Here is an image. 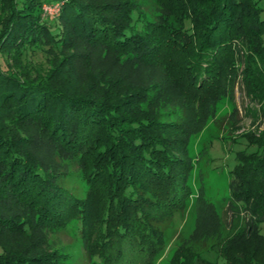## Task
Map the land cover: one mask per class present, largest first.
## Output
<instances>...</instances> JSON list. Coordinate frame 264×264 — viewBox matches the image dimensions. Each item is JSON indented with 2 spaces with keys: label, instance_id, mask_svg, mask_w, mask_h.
Listing matches in <instances>:
<instances>
[{
  "label": "trees",
  "instance_id": "1",
  "mask_svg": "<svg viewBox=\"0 0 264 264\" xmlns=\"http://www.w3.org/2000/svg\"><path fill=\"white\" fill-rule=\"evenodd\" d=\"M150 1L0 0V264H68L46 235L70 225L88 264H153L190 195L192 136L237 82L264 111V0ZM35 49L49 68L30 75ZM145 69L163 79L128 76ZM247 136L230 170L246 226L223 234L204 200L165 264H264V130ZM41 146L77 161L84 193Z\"/></svg>",
  "mask_w": 264,
  "mask_h": 264
},
{
  "label": "rangeland",
  "instance_id": "2",
  "mask_svg": "<svg viewBox=\"0 0 264 264\" xmlns=\"http://www.w3.org/2000/svg\"><path fill=\"white\" fill-rule=\"evenodd\" d=\"M50 8L48 14L57 15L59 5L45 3ZM147 13H154L156 5L147 0ZM99 64L110 72H115L119 66L114 58H98ZM6 67V60L0 57ZM49 62L47 55L40 49L29 50L21 63V70L30 75L48 71ZM97 64L94 67L99 68ZM14 67V66H13ZM17 68V66H15ZM132 81H161V73L150 72L145 69L140 74L128 73ZM264 130V111L258 102L252 100L241 82H237L229 95L224 96L217 104L215 115L209 119L205 128L192 136L189 144L191 156L194 161L188 183L190 195L185 207L174 216L166 229L165 246L158 253L153 264H165L174 254L178 246L190 237L196 228L197 218L201 204L205 201L212 202L223 220V234L235 232L241 226H246L248 219L246 213L238 205L230 204L231 195V168L234 166L235 152L240 149L252 150L255 144L250 143L247 135H258ZM254 136V137H255ZM42 157L60 168L64 173L66 185L77 193H84L87 188L85 178L76 160L59 155L50 147L40 148ZM231 205V206H230ZM264 232V224L262 226ZM74 225L65 231L47 233L49 248L60 249L72 255L68 264H88L83 260L82 243L74 236Z\"/></svg>",
  "mask_w": 264,
  "mask_h": 264
},
{
  "label": "built area",
  "instance_id": "3",
  "mask_svg": "<svg viewBox=\"0 0 264 264\" xmlns=\"http://www.w3.org/2000/svg\"><path fill=\"white\" fill-rule=\"evenodd\" d=\"M46 8H50L51 9V7H48V6L45 5V8H44L45 12H48V10ZM58 9H59V7H58Z\"/></svg>",
  "mask_w": 264,
  "mask_h": 264
}]
</instances>
